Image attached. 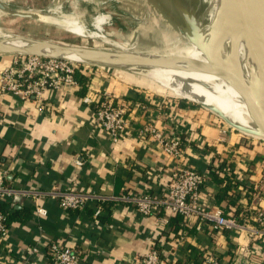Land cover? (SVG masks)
<instances>
[{
  "label": "crops",
  "instance_id": "0c3cea01",
  "mask_svg": "<svg viewBox=\"0 0 264 264\" xmlns=\"http://www.w3.org/2000/svg\"><path fill=\"white\" fill-rule=\"evenodd\" d=\"M12 60L13 55H0V70ZM82 70L88 76L83 94L77 82L47 95L42 109L32 100L0 95V180L5 185L72 188L105 196L163 195L177 165L150 138L138 134L145 123H152L183 142L185 165L207 174L199 206L237 220L251 216L252 199L244 193L264 171L263 140L243 137L213 112L166 95L159 85ZM102 91L129 106L128 127L116 143L94 126L92 108L82 102ZM78 157L85 160L82 167L75 165ZM254 204L264 208V199ZM37 206L46 209L45 217L36 214ZM12 209L6 243H0V264H47L49 241L80 252L81 264H140L151 247L158 249L160 264H201L208 254L222 264H264V240L251 242L245 231H213L207 223L198 229L194 219L178 215L142 218L132 206L108 205L91 221L92 208L66 214L48 198L23 200ZM35 247L38 254L29 259Z\"/></svg>",
  "mask_w": 264,
  "mask_h": 264
},
{
  "label": "built area",
  "instance_id": "2783aa9c",
  "mask_svg": "<svg viewBox=\"0 0 264 264\" xmlns=\"http://www.w3.org/2000/svg\"><path fill=\"white\" fill-rule=\"evenodd\" d=\"M84 68L66 60L46 58L35 55L14 54L12 63L0 70V95H10L20 101L32 100L42 109L48 104L46 96L56 94L68 87L77 85L75 75ZM84 104L91 106L93 124L106 133L114 143L118 142L128 127V104L123 99L102 91L82 99ZM138 134L150 138L152 143L165 156L176 162L171 171L170 182L163 195L151 196L139 193H124L120 195H100L89 191L66 189H25L5 185L0 180V243L4 245L9 234L7 216L15 204L23 200L36 203L41 198L57 202L63 213L84 212L92 208L89 218L94 221L103 215L108 205H129L142 217L157 216L161 213L180 216L184 219H194L197 228L207 223L213 231H245L253 241L264 240V208L254 204L264 199V171L260 179L244 194L251 196L249 206L251 216L240 220L225 217L218 209H206L198 205L200 190L205 184L207 174L196 171L183 163V142L175 135L165 134L157 130L152 123H145ZM85 160L81 157L75 160V165L82 167ZM5 205V210H1ZM36 214L45 217L46 209L37 206ZM90 221V223H91ZM89 224V223H88ZM47 264H81V254L75 249L49 241L45 246ZM38 254V248H32L29 259ZM26 260V259H25ZM26 263V262H25ZM140 264H160V253L156 247H151L142 257ZM201 264H222L214 254L206 255Z\"/></svg>",
  "mask_w": 264,
  "mask_h": 264
},
{
  "label": "bare ground",
  "instance_id": "6f19581e",
  "mask_svg": "<svg viewBox=\"0 0 264 264\" xmlns=\"http://www.w3.org/2000/svg\"><path fill=\"white\" fill-rule=\"evenodd\" d=\"M226 2L227 0H198L197 9L207 11L201 20L195 23L197 26L194 28L199 32L196 38L179 34L170 40H159L155 45L146 47L137 42L125 46L114 43L110 35L105 32L114 20L112 16L106 14L83 17L84 15L78 12L75 6L69 10L63 5H58L56 9L44 12L46 14L44 18L65 31L113 45L115 54L108 55L107 60L101 65L124 67L136 71L140 76L149 78L175 96L203 107H215L231 124L255 131L254 120L248 112L243 95L221 72L205 68L206 58L200 47L206 44L220 23L226 10ZM75 13H79L80 16ZM1 15H3L2 11H0ZM138 22H140L139 19ZM164 35L168 36V34ZM0 40L9 41L7 45L12 47L28 45L19 37L2 35L1 32ZM217 44H219L216 55L217 65L227 69L230 76L238 79L244 87H248L254 80L258 67L243 27L236 25L231 30L222 31L218 34ZM69 56L71 60L73 57L79 58L73 53ZM137 56L141 58L137 63L129 61H133V57ZM153 56H162L165 59H155ZM239 56L246 57L249 81L239 77L236 63Z\"/></svg>",
  "mask_w": 264,
  "mask_h": 264
},
{
  "label": "rangeland",
  "instance_id": "374dc122",
  "mask_svg": "<svg viewBox=\"0 0 264 264\" xmlns=\"http://www.w3.org/2000/svg\"><path fill=\"white\" fill-rule=\"evenodd\" d=\"M0 3L8 9L35 14L39 18H19L3 13L0 16V32L7 36H20L113 51L112 54H115L113 45L97 39L83 38L73 32L65 31L47 22L44 18L46 16L44 12L54 10L58 5H63L69 10L75 6V9L84 15H82L83 17L97 14L112 16L114 23L106 28L105 32L110 35L114 43L125 46L137 42L146 47L155 45L159 40L175 38L180 34L179 28L188 29L192 32V25L196 21H200L207 11L206 9H197L198 0H0ZM75 15L80 16L79 13H75ZM138 19L140 22H138ZM164 30H167L168 33H164ZM164 34H168V36ZM245 59L246 57L239 56L236 63L237 68L239 66V77L249 81L248 65ZM73 60L79 61L80 59L73 57ZM84 68L139 78L141 81H148L159 87L158 84H155L149 78L140 76L136 71L88 64H85ZM159 89L166 92V95L189 102V100L177 97L160 87ZM190 103L197 105L192 101ZM197 106L203 108L200 105ZM223 124L247 139L259 140L232 129L225 122Z\"/></svg>",
  "mask_w": 264,
  "mask_h": 264
},
{
  "label": "water",
  "instance_id": "95a60500",
  "mask_svg": "<svg viewBox=\"0 0 264 264\" xmlns=\"http://www.w3.org/2000/svg\"><path fill=\"white\" fill-rule=\"evenodd\" d=\"M0 11L19 18L39 19L35 14L14 11L8 9L1 3ZM194 25L195 24L192 25V32H190L191 30L188 29L186 30L179 28V33L193 37V39L196 38L199 32L194 28ZM236 25H241L245 30L248 37V44L254 53L258 67V72L248 87H244L238 79H234L229 75L227 69L219 67L216 63V55L219 47V44H217L218 34H220L222 31H227L229 29L231 30ZM16 37L21 38V40H24L28 45L19 48L12 47L7 45L9 41L0 40V55H35L46 58L66 60L79 65L88 64L91 66H105L126 69L124 67L101 65V63L105 62L107 60V56L111 55L113 51L73 46L20 36ZM200 47L202 48L206 58L205 68L221 72L222 75L232 82L235 89L241 95H243L248 112L250 113L251 118L254 120L256 130L250 131L243 127L231 124L215 107H202L208 109L220 117L232 129L254 136L257 139L264 141V0H227L226 10L220 23H218L206 44L203 46L200 45ZM70 53L77 55L81 61L69 59L68 57H70ZM153 57L155 59H165V57L162 56ZM140 59L139 56H137L133 57V61H129L137 63L140 61Z\"/></svg>",
  "mask_w": 264,
  "mask_h": 264
},
{
  "label": "trees",
  "instance_id": "16d2710c",
  "mask_svg": "<svg viewBox=\"0 0 264 264\" xmlns=\"http://www.w3.org/2000/svg\"><path fill=\"white\" fill-rule=\"evenodd\" d=\"M75 79L77 80V82L79 83V85L81 87V91H82L81 94H83V92L85 91V88L87 86L88 76L84 74L83 70H80L76 73ZM246 197H250V196L247 194ZM1 210L3 211V208H1ZM12 212H13V209H12ZM9 215L7 216V222H8Z\"/></svg>",
  "mask_w": 264,
  "mask_h": 264
}]
</instances>
